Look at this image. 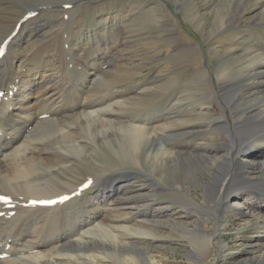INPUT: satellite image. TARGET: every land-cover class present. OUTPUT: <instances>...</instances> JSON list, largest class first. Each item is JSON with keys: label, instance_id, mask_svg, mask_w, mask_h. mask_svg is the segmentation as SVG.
I'll return each instance as SVG.
<instances>
[{"label": "bare ground", "instance_id": "bare-ground-1", "mask_svg": "<svg viewBox=\"0 0 264 264\" xmlns=\"http://www.w3.org/2000/svg\"><path fill=\"white\" fill-rule=\"evenodd\" d=\"M89 1L61 0L60 6L68 14L66 21L69 23L55 38L48 40L35 50L25 51L24 43L29 31L23 25L19 33L11 40L7 54L0 59V87L5 90V96L9 95L10 90H14L12 96L0 103L2 128L0 133V195L14 199V203H17L16 206H22L16 208L14 214L20 223L14 230H5V233L0 234V249L4 251L6 243H11V247L7 250L9 255L0 258V264H112L111 262H116V264H165L164 261L151 254L139 240L145 237L157 238L160 236L159 229L154 225L155 218L164 214V209L167 206L159 203H155L154 206L150 205L153 203L144 199L146 193H141V190L139 193L128 195L131 191L125 190L126 185L121 183L124 176H127V179L135 173L126 169L128 165H130L129 167L131 165L148 166V171L153 176L156 171L167 167L169 172L164 175L173 182L176 180L177 171L185 174L187 179L188 177L195 179L196 170H211L216 165L215 178L205 187L206 197L211 198L215 203L216 214L219 213V206L229 205L232 197H235L234 195L238 192H243L244 189L253 192L248 204L253 203L254 206H257L258 200L261 199L260 195L264 193V178L256 180V178L249 177L247 179L249 174L247 169L252 163L259 164L258 168L264 171V153L256 155V151H253L255 157L251 155V163L234 159L235 155H244V152H248L249 148L251 150L250 146L264 132V37L259 42H253L254 38L251 37V33L240 34L237 38L224 43V48H220V44L213 46V56H218L216 73L217 81L220 84L219 93L229 108L234 111V126H231L226 121L224 114L216 109H211L208 117L213 125L224 129L222 130L224 131L223 143L221 149H218L224 151L228 149L229 156L222 157L215 151L200 149L202 154L186 160L183 159L182 153L170 147L166 140L170 139L169 133L174 132L172 134L178 137L183 132L194 134L198 127H204L203 124L197 126L196 123L199 119H196L195 110L199 107L201 110L204 105H213L214 94L202 88L204 93L201 97H176V103L181 104L182 107L180 106L181 109L175 111V114L172 113L174 105L170 103V99L169 103L160 107L163 111V113H159L160 116L154 115L153 111H147L132 119L125 115L127 119L120 120L122 118L119 117L120 113L129 110L125 99L129 98L133 103L139 104L138 101L145 100V97L148 98L149 92L151 93L159 85L145 86L140 92L134 93L135 95L132 93L130 96H127L129 94L126 92L118 91L120 84L118 90L107 89L103 95L98 97L88 94L89 82L97 73V70L93 73L92 69L94 66L98 68L103 65L101 58L104 51H114L120 47L118 40L107 39L108 30L117 28V26L110 27L109 21L105 18L97 23L94 30L87 28V17L94 11L90 8L91 6L89 7ZM172 1L177 10L196 30L208 29L207 31L211 33L215 34L216 32L215 37L217 32L220 33L219 31L226 29L231 31L238 25L264 26V0ZM252 1L254 2L252 3ZM42 3L40 2V4ZM68 3L69 7H65ZM40 7L42 6L30 4L28 10H25L23 14L20 12L22 15L19 20L25 13L30 10H39ZM79 7H82L86 14H82L81 19L75 22L72 18L73 12ZM0 9L8 8L0 2ZM150 12L151 9L148 10V13ZM168 24L171 25L169 38L174 40V43L176 41L180 44V33L175 24L172 20L166 21V25ZM30 31L33 32L35 29L30 28ZM253 32H257V30H253ZM70 35H76V40L75 38L70 40ZM67 36H69V45L71 46L70 55L78 66L76 72L79 75L76 76H79V79L76 84H72L71 81L69 67H72L68 64H59L57 61H60L62 52L59 51V55L52 53L55 47H61L63 39ZM2 37L3 35H0V43ZM223 37L224 35H221L220 39L222 40ZM109 38L111 37L109 36ZM216 39L214 40L216 41ZM139 40L142 41L141 38ZM139 40L136 39L140 44ZM185 46L186 56L198 51L196 44L190 43ZM179 50L178 52L181 51ZM76 52L79 55H76ZM183 53L185 55V52ZM53 57L57 58L55 60L59 65L51 62ZM110 58L112 57L110 56ZM156 58L159 59L157 56ZM104 60L106 61V59ZM221 60L227 61L226 66L220 64ZM129 64L131 65V63ZM88 66L91 68L89 69ZM120 66L116 64L114 68L111 67L113 70L110 69L109 77L114 75V80H116L123 72H129L126 71L127 67ZM208 73V67L202 66L197 74L199 75L197 80L203 81L207 78ZM103 81H105L104 78L100 80L99 86L103 84ZM119 82L121 83V81ZM103 86L102 89H104ZM146 89H149V92ZM96 92L94 93L96 94ZM245 94H248L249 99H244ZM125 96L127 97L123 99ZM183 101L188 102L186 105L188 109ZM165 109L167 112L164 111ZM223 109L225 112L226 109ZM101 111L104 117L99 116L98 113ZM71 118H75L74 124L77 126L74 127L77 130H73L70 125H67L66 122H69ZM28 128H30L29 131ZM88 139L92 140L95 147H89L91 144H87ZM98 156L104 157L108 161L114 159L118 163L116 171L110 172L106 180L102 178V175L99 178L92 176V178H87L85 174L80 178L63 179V175L74 164V159L88 163L87 161L91 157ZM51 159H53V163L50 161ZM97 163L106 166L105 162L98 161ZM231 165H236L235 172H232ZM137 171L139 170L137 169ZM121 179L122 181H120ZM87 180H91L92 184L97 183L103 186L101 190L104 191L99 190L92 198L84 199L85 193L84 191L79 192V189ZM172 184L173 188L181 189L189 196L188 190L186 192L187 187L184 189V184ZM69 190L73 191V196L70 198L73 205L81 204L76 221L70 219V211L66 212L69 219H55L56 209L59 208L57 203L53 206H40L33 203L37 200L62 196ZM182 204L187 206L186 208L195 206L190 200L185 199ZM9 209L11 208L8 207V211ZM44 209L46 211L45 218L51 225L67 224L66 229L64 227L63 231L59 230L54 235L52 234L53 239L44 237L38 231L41 219L36 220L44 213L42 211ZM154 209L158 212H155ZM159 209L162 210L159 211ZM31 222L33 230H28L25 225ZM182 228L185 229L186 236H190V232L193 233L191 245L194 250L191 258L196 262L200 257L198 252L201 246L206 247L214 241L216 236L211 235L200 222L193 230ZM256 236L258 238L264 236V230ZM255 257L258 260L257 264H264V243L260 246L259 253ZM245 264L251 263L247 259Z\"/></svg>", "mask_w": 264, "mask_h": 264}, {"label": "rangeland", "instance_id": "rangeland-1", "mask_svg": "<svg viewBox=\"0 0 264 264\" xmlns=\"http://www.w3.org/2000/svg\"><path fill=\"white\" fill-rule=\"evenodd\" d=\"M0 2L8 8L0 9V35H3V37L6 35V33L8 34L10 32L14 24L18 22L23 12L29 9L30 4L46 6V9L51 8L50 10L42 11L40 15L35 17L34 20H32L26 25L25 29L29 32H27V36L25 38V51L34 50L37 47L46 43L48 40L55 38L57 34H59L62 26L63 28H65L67 26V23H69V21H66L65 19L64 21L61 20L62 14H67L64 8L60 6L62 3L61 0H0ZM40 2L43 3L40 4ZM253 2L254 1H252V3ZM88 5L89 7L91 6L90 8H92L94 11L90 15L88 14L89 16L87 15V28L89 30H94L96 28L97 23L102 18H105L109 21L110 27L117 26V28L109 29L110 31L108 30L107 35H109L111 38L107 36V39L111 40L114 38V40H118V42L120 43V47H118L117 50H105L104 55L101 58L103 65L99 66L98 68L97 66H94V68L92 69L93 73L95 72V70H97V73L95 74L96 76H93L91 82H89L90 84L88 88V94H93L94 96L98 97L103 95L107 89L118 90L120 88L118 91L126 92L129 94L127 96H130V94L132 95V93L133 95H135L134 93L137 94L143 88H145V86L148 87L155 84L159 85L151 92L153 95L148 91L149 89H146L150 95L148 94V98L145 97V100L142 99L138 101L139 104H137V102L133 103V101H130L129 98L125 99L127 96L123 97V99L126 100V104H128V111L130 112L124 111L127 113L122 112V114L120 113L119 117H122L120 120H126L127 118L125 117V115L129 119H132L133 117H136L137 115L145 113L147 111H153L154 115L160 116L159 113H163L162 108L160 107L165 106L163 104L169 103L170 99V103L174 105V109H172V113H174L182 107L181 104L176 103V97L179 96L182 98H186L194 96L195 98H198L201 97L204 93L202 88L204 90L207 89L208 91L214 94V104L206 106L204 105V108H202L201 110L199 109L200 107L195 110V113H197L196 119H199V122L197 121L196 123L197 126L203 124L204 127H198L197 132L194 134L183 132L179 134L178 137H175V134H172L174 132L169 133L170 139L166 140V142L174 150L176 149L175 151L182 153L181 155L182 157H184L183 159L186 160H188L189 158H193L196 155L202 154L200 149H206L207 151L211 152L215 151L216 153H218L219 156L221 155L222 157H228V149L225 151L220 150L223 143L224 134V131L222 130L224 129L221 126L220 127L222 129L218 128V125H213V123L209 121L208 117L209 111L211 109H216L218 112L224 114V116L226 117V121L229 122L231 126H234V111L229 108V106L226 104V102L221 97V94L219 93L220 84L219 81H217L216 73V60L218 59V56H213L212 49L213 46L215 47L219 44L220 48H222L224 43H228L231 39L237 38L240 34L246 35L248 33H251V37L254 38L253 42H259V40L264 37V26L238 25L234 29H231V31L226 29L224 31H219L220 33L217 32V36L215 37L216 32L215 34L211 33L210 31H207L208 29L200 31L196 30L192 26V24L186 18H184L182 13L177 10L176 5H174V2L172 0H90ZM149 9H151L150 13H148ZM160 9L162 10L160 11ZM84 13L86 14V11H84L82 7L74 9L72 17L73 21H79L81 19L82 14ZM168 20L173 21L178 32L180 33V44H178L176 41L174 43V40L169 38V28L171 25H166V21ZM70 27L74 29L73 26L70 25ZM30 28H34L35 31L31 32ZM118 28L120 29V31ZM137 30L140 34L137 32ZM253 30H257V32H253ZM113 32L114 34L112 35ZM142 32H144L145 34ZM137 35H140L139 38ZM221 35H224L222 40L220 39ZM76 37V35H70V40H74V38L76 40ZM140 38L142 41L139 40ZM215 38H217L216 41L214 40ZM136 39L137 41H140V44L136 41ZM190 43L196 44V46H198V51H196L190 56H186L187 53L185 45ZM133 47L136 49H134ZM70 49L71 46L69 45V36H67V38L65 37L63 39L61 47L58 48L57 46L52 51L53 54L57 53V55L60 54L59 51L62 52L60 61L57 60L56 57H53L51 59V62L55 64L54 61L57 60L59 64L62 63L63 65H70L72 67H69L71 71V81L72 84H76L79 79V76H76L79 75L76 72L78 70V66L72 60V57L70 55ZM178 50L180 52H178ZM183 52H185V55ZM131 54L134 55L132 56ZM76 55L79 54L76 52ZM110 56L112 58H110ZM156 56L159 57V59L156 58ZM178 56L179 58H177ZM104 59H106L107 62ZM124 59H126L127 61ZM123 60L126 65L124 64ZM57 61L56 64L59 65ZM221 61L222 62L220 64L226 66L227 61ZM129 63H131V65ZM104 64H107L108 66L106 67L104 66ZM114 64L115 66L117 64L119 66L121 65L120 67H127L128 70L126 71H129V74L123 72V74H120L116 80H114V75H111L109 77V72L115 67ZM200 66L208 67L209 70L207 78L203 81L197 80V76H199L197 74L199 72V69L201 68ZM88 68L90 69L91 66H88ZM72 74H74L73 77ZM121 75H124L123 77L127 78H123ZM99 76H102V78H100ZM103 78L105 81H103V84L99 86L100 80ZM192 78H194L195 80H192ZM118 80L121 81V83ZM116 81L118 82V84ZM113 82L116 83L114 84ZM162 82H164L165 84L167 83V86ZM102 86L104 87V89H102ZM94 92H96V94ZM247 95L248 94L244 95L245 100L249 99ZM183 103L185 107L188 104V102L186 101H183ZM136 104L139 106V108ZM135 105L136 108H134ZM223 108L226 109L225 112H223ZM186 109H188V107H186ZM164 111L167 112L166 109ZM101 112L98 113L99 116L104 117L103 112ZM74 121L75 118H71L69 119V122H66L67 125H70L73 130L76 129L74 126H77L76 124H74ZM62 125L64 124L62 123ZM1 130L2 128L0 124V133ZM91 141V139H88L87 144H91L89 146L91 148L92 146L95 147V144ZM252 146H250L251 150L250 148L248 150V152L250 153L245 151L244 155H235L234 159L236 161L238 159H241L251 163L252 156L255 157L253 155V151H256V155L264 153V132L258 136V140ZM90 150L92 151L93 149ZM96 158L91 157V160L89 159L87 161L88 163H83L79 159H74V166L72 165V167H70V170L65 173L66 175H63V179H70V177L80 178L85 174L87 178H99L102 175V178L106 180L110 172L113 173L116 171L118 163L114 159L108 161V159L104 157L101 158L100 156H98ZM50 161L52 163L54 162L53 159H51ZM98 161L105 162L106 166L99 165L97 163ZM129 166L130 165H128L126 169L134 171L135 173L131 175L132 177L129 176L127 179V176H124L123 182H121L124 186L126 185V188L124 187L125 190L131 191L128 195L139 193V190H141V193H146L144 199L150 200V203H153L150 205L154 206L156 205L155 203H159L163 206H167V208L164 209L165 211L163 210L164 214L159 215L155 218L156 222L154 225L159 229L160 236L157 238L145 237L146 239L144 238L139 240V242L142 243L143 246L151 252V254L156 256L158 259H161V261H164L165 264H245L247 259L250 261L251 264L258 263V260L255 256L259 253V248L264 243V236L258 238L256 235H260L261 231L264 230V193L260 195L261 199L258 200L259 202H257V206H254L253 203L248 204V202L251 200L250 197L253 192L251 190L244 189L243 192H238V194L234 195L235 197H232V200L228 203L229 205H226V207H224V205L219 206V213L216 214V209L214 205L215 203L214 201H212L211 198L206 197L205 188L206 185L209 182L213 181L215 178V173L217 169L216 165H213L214 167H212L211 170H196L195 173L197 176H195V179L189 177L187 179L185 174H183L181 171H177L175 175L176 180L174 182L172 180L169 181V179L166 178V175H164V173L169 172V168L167 170V167L165 169L156 171L155 176H153L148 171V166H143V164V167H141V165H131V167ZM258 167L259 164L253 163L248 166L247 172L249 171V174L247 179H249V177L253 179L256 178V180H261L264 178V171ZM137 169L139 171H137ZM231 170L232 172H235L236 165H231ZM120 181H122V179ZM172 183L176 185L177 183L178 185H180V183L184 184V189L187 187L186 192L188 190L187 193L189 194V196L182 192L181 189L173 188ZM102 187L103 186L97 183L92 184L91 182L90 188H92L93 190H89L88 194L86 193V191H84V199L92 198V196L96 195V193H98V191L101 190ZM176 193L177 195H175ZM63 194L68 195L69 199L64 202L57 203V206L59 208L56 209L57 212L55 213L54 218L69 219L70 217V219H75L76 221V217L79 215L81 209V204L75 203L74 205L76 206H74L71 202L70 198H72L73 196V191L69 190ZM174 196H176L177 198H174ZM178 196H181V199ZM184 199L190 200L193 204H195V206H188V208H186L187 206H184L182 204ZM19 207L22 206L17 205L11 210H15ZM140 207L143 208V206ZM161 210L162 209H159V211ZM0 211L3 212V219L2 216L0 217V234L5 233L6 231L14 230L17 224H19L20 222L16 219L14 215L11 216V218L8 217V206L3 205L1 202ZM42 211L44 213H42L41 217L39 216L40 218L36 220H42L39 221L40 224L38 225V231L44 237L48 239H53V235L59 230L63 231L64 229H66L67 224H57L58 227L56 224L51 225V223L47 222V219L45 218V209ZM68 211H70L69 217L66 215V212ZM154 211L158 212V210L155 209ZM59 214L61 215V217H58L60 216ZM199 222L211 235L216 236V238H214V241L209 243L206 247L201 246L198 252L200 257H198V260L194 262V260L191 258L192 251L194 250L193 245H191V235L193 233L190 232V236H186L184 234L185 229L183 230L182 227H185L188 230H193L197 227V224ZM25 226L28 230H33L32 222ZM25 226L23 227L25 228ZM47 230L49 233L47 232ZM111 263L116 264V262Z\"/></svg>", "mask_w": 264, "mask_h": 264}]
</instances>
